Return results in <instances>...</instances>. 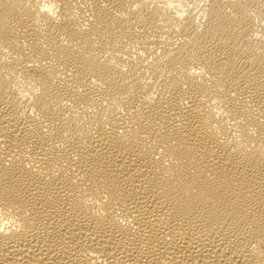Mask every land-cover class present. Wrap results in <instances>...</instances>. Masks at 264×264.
Listing matches in <instances>:
<instances>
[{
	"label": "bare ground",
	"instance_id": "obj_1",
	"mask_svg": "<svg viewBox=\"0 0 264 264\" xmlns=\"http://www.w3.org/2000/svg\"><path fill=\"white\" fill-rule=\"evenodd\" d=\"M0 264H264V0H0Z\"/></svg>",
	"mask_w": 264,
	"mask_h": 264
}]
</instances>
